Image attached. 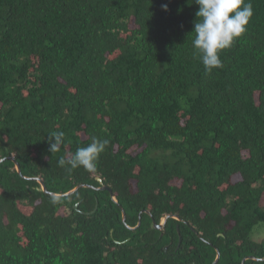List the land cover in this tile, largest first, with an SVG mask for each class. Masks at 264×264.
<instances>
[{"label": "trees", "instance_id": "16d2710c", "mask_svg": "<svg viewBox=\"0 0 264 264\" xmlns=\"http://www.w3.org/2000/svg\"><path fill=\"white\" fill-rule=\"evenodd\" d=\"M245 2L208 72L194 0H0V264H264V0ZM93 137L95 170L59 165Z\"/></svg>", "mask_w": 264, "mask_h": 264}, {"label": "clouds", "instance_id": "9594fccd", "mask_svg": "<svg viewBox=\"0 0 264 264\" xmlns=\"http://www.w3.org/2000/svg\"><path fill=\"white\" fill-rule=\"evenodd\" d=\"M199 6L194 23L195 36L193 38L194 55L199 56L205 70L222 67L220 53L230 48L234 41L247 31V24L253 14L252 6L245 0H194ZM167 10V5H163ZM63 132H52L50 137L55 143L51 144V151L57 150ZM108 144L107 140L93 137L86 147L78 148L70 159L59 160L60 166H68L71 171L83 167L87 171L96 168L100 154Z\"/></svg>", "mask_w": 264, "mask_h": 264}, {"label": "water", "instance_id": "95a60500", "mask_svg": "<svg viewBox=\"0 0 264 264\" xmlns=\"http://www.w3.org/2000/svg\"><path fill=\"white\" fill-rule=\"evenodd\" d=\"M8 158L14 160L15 165H16V168H17V171H18L20 174H22V170H21L20 164L16 161V159H15L14 157H8ZM2 160H4V158L1 159L0 161H2ZM25 177H26V176H25ZM26 178L36 179L37 181L40 182V184H41V186H42V190H44L45 192L48 191V189H47V187H46V184L44 183V181H43L40 177L32 176V177H26ZM98 180L102 183V179H101L100 177H98ZM82 186H84V184H80V185L74 187L73 189H71L70 191H68V192H66V193H53V194H55V195H57V196L70 195V194H73L78 188H80V187H82ZM91 186H92V185H91ZM92 187H94V186H92ZM95 188L109 189L110 192H111V197L113 198V200H114L116 203H118V201H117V199H116L114 193L112 192V190H111L108 186H106V185H101V186H98V187H95ZM77 205H78V204H75V207H77ZM121 210H122V219H123L124 222H126V213H125V211H124L123 208H122ZM168 217H169L168 215L164 216L163 219H162L160 222H158V223H157L155 220H153V225L155 226V228H159V229L163 228L164 225H165V223H166V221H167V219H168ZM176 217H177V216H176ZM177 218H178V217H177ZM140 224H141V221H140V219H139V222H138L137 226L140 225ZM133 228H134V227H133ZM216 250H217V256H216V259L214 260L213 264H217L218 260L220 259V250H219L218 248H217ZM249 258H254V257H253V256L245 257V258L242 260V264H245L246 259H249ZM261 260H264V258H261Z\"/></svg>", "mask_w": 264, "mask_h": 264}, {"label": "rangeland", "instance_id": "374dc122", "mask_svg": "<svg viewBox=\"0 0 264 264\" xmlns=\"http://www.w3.org/2000/svg\"><path fill=\"white\" fill-rule=\"evenodd\" d=\"M263 205H264V198H263ZM252 238L256 241L264 240V222H260L254 227L252 232Z\"/></svg>", "mask_w": 264, "mask_h": 264}]
</instances>
